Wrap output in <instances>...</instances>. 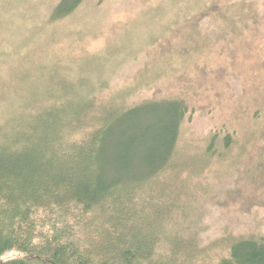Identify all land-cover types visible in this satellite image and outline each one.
<instances>
[{
	"label": "trees",
	"instance_id": "trees-1",
	"mask_svg": "<svg viewBox=\"0 0 264 264\" xmlns=\"http://www.w3.org/2000/svg\"><path fill=\"white\" fill-rule=\"evenodd\" d=\"M47 82L0 126V264H264V232L202 224L236 130L187 146V101Z\"/></svg>",
	"mask_w": 264,
	"mask_h": 264
},
{
	"label": "rangeland",
	"instance_id": "rangeland-1",
	"mask_svg": "<svg viewBox=\"0 0 264 264\" xmlns=\"http://www.w3.org/2000/svg\"><path fill=\"white\" fill-rule=\"evenodd\" d=\"M77 80L187 101V146L236 130L202 224L264 232V0H0V126L47 81Z\"/></svg>",
	"mask_w": 264,
	"mask_h": 264
}]
</instances>
